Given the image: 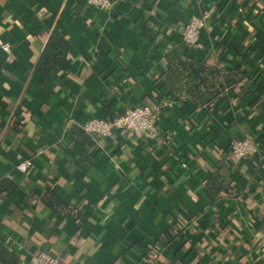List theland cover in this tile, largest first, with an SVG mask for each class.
Wrapping results in <instances>:
<instances>
[{
	"label": "crops",
	"instance_id": "crops-1",
	"mask_svg": "<svg viewBox=\"0 0 264 264\" xmlns=\"http://www.w3.org/2000/svg\"><path fill=\"white\" fill-rule=\"evenodd\" d=\"M209 2L0 0L15 55L8 64L0 51V182L14 185L0 190V264H33L40 252L61 264H150L151 248L152 264H264V152L225 159L233 137L264 141V46L253 45L264 44V0H226L195 44L210 63L248 74L242 100L241 88L226 89L208 111L154 81L168 67L164 41L183 48L173 36ZM52 32L69 48L44 76L35 65ZM160 96L174 105L155 145L125 131L78 133L89 118ZM46 193L60 204L47 206Z\"/></svg>",
	"mask_w": 264,
	"mask_h": 264
},
{
	"label": "trees",
	"instance_id": "trees-1",
	"mask_svg": "<svg viewBox=\"0 0 264 264\" xmlns=\"http://www.w3.org/2000/svg\"><path fill=\"white\" fill-rule=\"evenodd\" d=\"M225 1L226 0H216V10L212 19H216L218 17L217 14L219 9ZM182 28L183 26L180 28V31ZM200 38H203V32ZM173 39L180 40V33H175ZM255 41L256 42L253 45H255L257 49H262L264 46L263 42L258 40V38H256ZM164 45L167 51L165 59L168 67L163 74L154 76V81L159 89H165L166 93H168V91L171 92L178 100H189L197 107L208 111H214L218 108L216 104L224 95L226 89L234 87L241 88V91L238 92L239 94L237 93L240 96V100L247 96L250 89L249 85L251 78L246 72H242L239 68H229L226 63H210L208 61L210 52H202L199 48H197L198 46H195V44H183V48H180L177 43L175 44L171 42V39L168 38L164 41ZM68 48L69 41L64 37V35L60 32H52L49 35L40 56L38 57L35 65L36 70L44 76L55 73L58 70L61 61L66 59ZM188 49L193 50L195 53L186 52ZM160 99L164 98L160 96ZM158 100L159 99H156L155 101ZM224 126L230 127L231 123L224 124ZM117 132L121 133L123 130H117ZM78 133L82 137L88 136V134H86L83 130L78 129ZM243 137L233 138L241 139ZM258 143L259 152L257 155L264 152V141H260ZM230 154L231 152L229 151L226 154L225 159L231 158ZM236 180L240 182V176L236 177ZM206 184L207 188L212 190L214 195H217L218 191L221 189L220 185L217 184L215 177L214 179L212 177L209 178ZM13 187L14 185L11 181L3 179L0 182V190L9 191V189H12ZM45 196L46 198L44 203L47 206L54 208L60 204L59 200L52 196L51 193H46ZM63 207L65 209H71V207L66 208L65 205ZM167 234L169 236V230H167ZM148 251L149 254L146 253L144 257L148 263L152 264L154 261L153 257L157 252H155L153 248Z\"/></svg>",
	"mask_w": 264,
	"mask_h": 264
},
{
	"label": "built area",
	"instance_id": "built-area-1",
	"mask_svg": "<svg viewBox=\"0 0 264 264\" xmlns=\"http://www.w3.org/2000/svg\"><path fill=\"white\" fill-rule=\"evenodd\" d=\"M89 6L99 9H111L115 0H84ZM216 10L214 2L206 3L199 12H194L184 23L180 31V41L186 45L197 44L206 22L212 19ZM0 29V51L4 54V61L13 64L15 55L8 42L1 38ZM172 100L159 99L149 104H139L126 109L124 112L113 117H92L81 125V129L92 137H110L114 131L123 130L132 136L144 139L147 142L157 144L162 136L158 122L161 115L167 108L173 107ZM232 162L238 165L242 160L251 159L259 152V143L251 136H244L241 139H231L229 143ZM30 165L29 160H24L18 164L21 171L27 170ZM33 264H61L57 256L40 252Z\"/></svg>",
	"mask_w": 264,
	"mask_h": 264
}]
</instances>
